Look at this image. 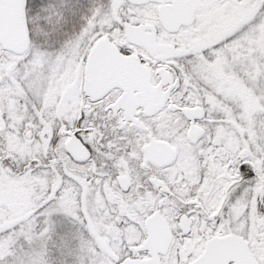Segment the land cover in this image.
Masks as SVG:
<instances>
[{
    "label": "snow or ice",
    "instance_id": "6c2138e0",
    "mask_svg": "<svg viewBox=\"0 0 264 264\" xmlns=\"http://www.w3.org/2000/svg\"><path fill=\"white\" fill-rule=\"evenodd\" d=\"M0 264H264V0H0Z\"/></svg>",
    "mask_w": 264,
    "mask_h": 264
}]
</instances>
